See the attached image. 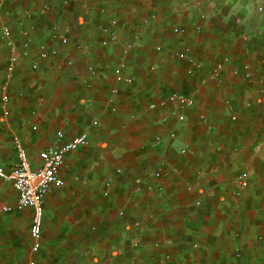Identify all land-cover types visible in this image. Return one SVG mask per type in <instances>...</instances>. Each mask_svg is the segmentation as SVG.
I'll use <instances>...</instances> for the list:
<instances>
[{
  "label": "crops",
  "instance_id": "0c3cea01",
  "mask_svg": "<svg viewBox=\"0 0 264 264\" xmlns=\"http://www.w3.org/2000/svg\"><path fill=\"white\" fill-rule=\"evenodd\" d=\"M40 2L4 3L0 25L12 27L18 58L9 68L10 51L0 42V98L3 85L9 96L5 109L0 100V167L16 163L14 136L32 167L40 165V151L57 142V131L63 141L86 132L89 142L65 156L63 184L44 196L37 251L29 232L32 209L4 211L17 194L0 178V264H264L263 140L245 99L247 84L256 81L242 75L250 59L236 52L250 43L226 25L228 15L208 4L196 7L199 0H51V11L39 15ZM54 26L68 29L66 44L52 38ZM174 26L186 32L175 34ZM20 28L32 38L26 56ZM111 33L117 43L102 45ZM41 43L57 54L39 59ZM125 43L132 47L122 56ZM186 46L204 63L192 75L173 54ZM224 55L230 61L219 78L201 85ZM121 60L131 84L114 80L112 67ZM172 91L195 100L183 122L148 109ZM161 161L163 173L154 178ZM242 171L245 188L237 180Z\"/></svg>",
  "mask_w": 264,
  "mask_h": 264
},
{
  "label": "built area",
  "instance_id": "2783aa9c",
  "mask_svg": "<svg viewBox=\"0 0 264 264\" xmlns=\"http://www.w3.org/2000/svg\"><path fill=\"white\" fill-rule=\"evenodd\" d=\"M7 0H0V21L4 15L7 14V11L4 9V3ZM51 0H41L37 14L44 15L51 11ZM257 10L259 13L264 14V0H258ZM33 15V12H29L27 17L30 18ZM106 31V30H105ZM68 29L60 31L57 27H53L52 38L58 41L61 44H66L68 42L67 36ZM172 32L175 34L185 33V28L181 26H174ZM19 35L23 38L22 47L24 49L23 55H28L32 50V38L28 29L20 28L18 30ZM13 29L7 23H1L0 25V42L5 45L9 51L10 55L8 57V66L12 68L17 61L16 55V41L14 38ZM138 37L135 35V39ZM117 38L114 33L110 34V40H103L102 45H107L109 43H117ZM132 47V44L125 43L121 48V55H126ZM156 51L161 50L160 45L155 46ZM37 55L39 59L47 60L50 56L56 55L57 50L54 47H48L46 44H39L37 47ZM174 56L179 61L185 64V71L188 75H192L197 70H202L204 68L203 61L197 59L192 54V51L189 47H182L181 49L174 51ZM230 61L228 55L222 56L220 59L215 61L212 66L207 70V74L202 76L200 79V84L205 85L210 79H217L220 76V73ZM71 60L67 61L66 64H71ZM125 61L121 60L117 65L112 67V74L114 80L117 82H124L126 84H131L133 82V77L124 76L123 70L125 68ZM31 67L36 69L38 67V61L34 60L31 63ZM151 70L154 69V66L150 67ZM88 71L92 76L96 75V69L93 66L88 67ZM242 75L244 78L249 79L251 77V66L248 62H244L241 66ZM234 74H238L239 70L234 69ZM3 93L1 95V108L5 109L9 101V96L6 90V86H2ZM112 94L118 93L117 87L111 88ZM195 100L192 96L185 94L180 91H172L168 93L165 97L160 98L158 101H151L148 104V109H164L167 111L168 116H174L176 122H183L186 118L184 111L190 109L194 106ZM225 105L232 109V104L230 99L225 100ZM163 117V121L167 120V117ZM199 119L206 123V117L202 113L199 115ZM229 119L232 122H235L238 119V115L235 112L229 114ZM93 125H97V119L92 121ZM207 125V129L210 128V125ZM57 142L40 151V165L37 167H32L27 153L20 142V140L14 136L13 143L16 154V163L10 168L0 167V178L6 181H9L16 191L17 199L13 206H4V211H20L27 207L32 209V219L31 225L29 228L31 239L33 240L32 250L37 251L41 246V227L43 219V200L45 194L53 187H59L63 184V180L60 176V169L63 167L65 156L78 149L79 147L86 146L89 142L88 134L86 132L78 133L68 140L63 141L61 138L63 134L61 131H57ZM175 138L174 131H169L168 139L173 140ZM155 142H161V134L155 136ZM185 149L182 148L181 152H184ZM165 162L161 161L159 166L151 173L154 178H159L163 173V167ZM237 180L239 182L240 188H245L248 185V173L247 171H242ZM135 182L140 183L139 179H136ZM148 189L154 190L151 185H147ZM196 204H199V201H196ZM119 214H123L120 212ZM135 226L139 225V222L134 223ZM194 247L197 245L194 244ZM236 255L239 253L236 251ZM28 264H34L33 261H29ZM198 264H212V263H198Z\"/></svg>",
  "mask_w": 264,
  "mask_h": 264
},
{
  "label": "rangeland",
  "instance_id": "374dc122",
  "mask_svg": "<svg viewBox=\"0 0 264 264\" xmlns=\"http://www.w3.org/2000/svg\"><path fill=\"white\" fill-rule=\"evenodd\" d=\"M196 7H203L208 4V8L214 13L227 14L229 21L224 20L229 28L233 29L238 35H242L245 42L250 43L249 50L236 52L241 54L240 60L250 59L251 78L256 81L247 84L248 97L245 98L246 109L253 122L256 123L258 135L263 140L262 149L264 150V14L257 10L258 0H199ZM230 15V16H229ZM254 111V112H252ZM245 112V110H244ZM253 113V114H252Z\"/></svg>",
  "mask_w": 264,
  "mask_h": 264
}]
</instances>
